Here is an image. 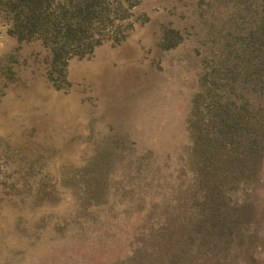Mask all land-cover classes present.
Returning <instances> with one entry per match:
<instances>
[{
	"label": "rangeland",
	"instance_id": "374dc122",
	"mask_svg": "<svg viewBox=\"0 0 264 264\" xmlns=\"http://www.w3.org/2000/svg\"><path fill=\"white\" fill-rule=\"evenodd\" d=\"M191 1L138 0L58 68L0 9V264L143 263V214L179 182L209 60Z\"/></svg>",
	"mask_w": 264,
	"mask_h": 264
},
{
	"label": "trees",
	"instance_id": "16d2710c",
	"mask_svg": "<svg viewBox=\"0 0 264 264\" xmlns=\"http://www.w3.org/2000/svg\"><path fill=\"white\" fill-rule=\"evenodd\" d=\"M137 2L0 0V9L9 35L41 38L58 68L66 56L89 52L105 21L116 37ZM191 2L211 44L209 60L186 118L179 182L143 214L137 263L263 264L264 204L256 194L264 163V0Z\"/></svg>",
	"mask_w": 264,
	"mask_h": 264
}]
</instances>
